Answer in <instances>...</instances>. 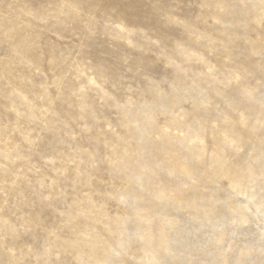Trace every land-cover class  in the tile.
I'll return each instance as SVG.
<instances>
[{"label": "rangeland", "instance_id": "rangeland-1", "mask_svg": "<svg viewBox=\"0 0 264 264\" xmlns=\"http://www.w3.org/2000/svg\"><path fill=\"white\" fill-rule=\"evenodd\" d=\"M0 264H264V0H0Z\"/></svg>", "mask_w": 264, "mask_h": 264}]
</instances>
